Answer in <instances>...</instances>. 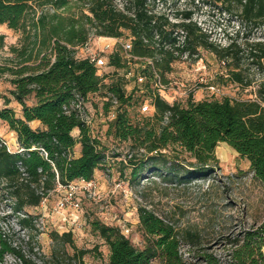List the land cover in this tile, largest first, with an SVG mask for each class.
Returning <instances> with one entry per match:
<instances>
[{"label":"trees","instance_id":"16d2710c","mask_svg":"<svg viewBox=\"0 0 264 264\" xmlns=\"http://www.w3.org/2000/svg\"><path fill=\"white\" fill-rule=\"evenodd\" d=\"M124 1V8H120L118 0H0V25L22 32L20 47L11 48L15 59L0 64V77L12 76V95L23 108V118H17L10 108L0 111V120L18 135L24 150L12 154L0 142V182L15 200L16 211L39 206L59 185L95 180L96 172L106 163L102 142L83 115L84 104L100 92L104 82L95 63L77 57V48L87 44L91 29L98 37L122 38L130 33L135 56L162 55L158 66L166 83L174 63L186 52L195 55L203 47L224 60L237 57L234 42L220 49L210 42V36L193 21L192 9L182 13L181 22L173 23L151 9L153 0ZM204 2L221 6L224 13L240 19V32L264 28V0ZM177 29L184 32L183 47L178 46ZM156 35L159 42L154 41ZM250 55L264 69V41L254 43ZM110 66L127 67L120 51L110 56ZM228 79L252 87L238 68ZM108 87L110 106L116 105L108 134L137 151L129 158L134 181L148 170L166 172L167 177L181 175V167H185L182 154L193 160L183 168L184 175H211L219 165L216 150L226 143L250 161L254 177L264 184V82L254 89L255 98L250 100L195 102L190 97L184 105L170 104L160 94H153L155 112L143 115L142 123H133L129 113L134 101L141 105L137 92L127 95L119 81L111 80ZM31 97L36 100L32 106L27 104ZM35 121L41 122L42 128H32ZM75 130L80 131L78 139L73 136ZM77 144L82 147L81 155L74 157ZM139 218L146 237L142 249L119 228L94 222V230L110 247L108 264H153L155 260L160 264H193L184 258L180 247L182 236L195 240L197 234L180 232L146 208L139 209ZM20 223L25 228L33 225L32 218H23ZM72 237V233H65L60 239L73 243ZM7 255L23 257L0 224V264ZM200 259L203 264H264V225L242 234L225 260L209 253Z\"/></svg>","mask_w":264,"mask_h":264},{"label":"rangeland","instance_id":"374dc122","mask_svg":"<svg viewBox=\"0 0 264 264\" xmlns=\"http://www.w3.org/2000/svg\"><path fill=\"white\" fill-rule=\"evenodd\" d=\"M124 3V0H118L120 8H124ZM150 7L158 15H166L173 23L181 22L182 13L192 9L193 21L210 36V42L218 49L232 42L238 46L234 60L221 59L201 47L198 53L191 55L192 59L174 63L173 72L166 78L174 83L176 91L162 93L164 100L170 104L182 102L185 105L188 97L181 95L185 90L183 85L197 89L191 95L195 102L255 98L254 89L264 82V69L251 57L250 47L264 41V28L255 31L247 28L240 32V19L224 13L221 6L206 4L204 0H153ZM176 35L184 40L181 29H177ZM90 36H95V29H91ZM124 37L128 39L130 33ZM0 38H3L0 39V64H10L9 60L15 59L11 48L20 47L22 32L0 25ZM109 42L94 40L90 47L102 48ZM118 45L106 49L105 54L119 49ZM86 56L77 48L78 58ZM235 68L243 72L246 83L251 82L252 87L229 81V75ZM108 72H111L110 77L103 82L100 92L90 96L83 109L84 117L92 120L95 135L101 140L107 155L105 165L98 170V197L94 199L89 192L82 191L77 195L81 202L80 210L59 212L57 204L66 193L58 188L39 206L18 212L15 200L1 181L0 224L14 248L23 256L7 255L4 264H108L110 247L94 230V222L119 228L134 246L142 249L146 237L140 227V208L154 212L182 233L197 234L195 240L182 236L180 250L189 262L203 264L200 258L205 253L225 260L242 234L264 225V184L254 177L250 161L228 144L221 143L216 150L219 165L211 175H184V169L193 160L188 154H182L180 158L185 167H181V175L167 177L166 172L159 174L148 170L134 181L129 158L137 151H133L130 143L116 140L108 134L109 117L115 111L108 96L111 80L119 81L126 92L134 87V83L124 77L123 70L117 72L111 68ZM203 78L219 92L200 85ZM11 80L9 74L0 77V111L10 108L17 118H23V108L12 95L14 86ZM35 103L34 97L27 100L30 106ZM139 103L134 101L129 108L133 123H142L145 118L139 113ZM30 125L34 129L42 128L37 122ZM79 135V130L73 132L75 138L78 139ZM0 138L13 148L20 146L16 133L2 120ZM81 150V145L77 144L74 157H79ZM23 218H32L33 225L23 227L20 223ZM65 233H72L73 243L60 239Z\"/></svg>","mask_w":264,"mask_h":264},{"label":"built area","instance_id":"2783aa9c","mask_svg":"<svg viewBox=\"0 0 264 264\" xmlns=\"http://www.w3.org/2000/svg\"><path fill=\"white\" fill-rule=\"evenodd\" d=\"M184 33V32H183ZM181 39V38H179ZM185 39V38H184ZM94 40L110 41L104 47L93 49L90 47L91 43ZM114 41V43H112ZM133 41L134 38L130 36L128 39L125 37L122 38H108V37H98L92 36L89 38V41L84 46L79 47L83 53H86V57L81 59H89L91 62L95 63L98 69V75L104 79V82L110 77L111 72H108V69L114 68L115 71L119 72L121 70L124 71V77L134 83V87H132L129 92H126L127 95L132 94L133 92H137L138 96L142 99L141 105L139 108V113L141 115L150 116L155 112V107L153 105V94H160L163 97L162 93L174 92L176 91V87L172 81L164 82L162 72L158 66L159 62L162 61V55L157 54L154 57H138L133 54ZM155 42L160 41V36L156 35ZM145 42L149 44V40L145 39ZM119 44V45H118ZM119 46V49L113 51L111 54L106 55V49H110ZM184 40H180L178 46L183 47ZM159 46V45H157ZM120 51L123 55V58L127 64L125 69H117L116 67L110 66V56L115 52ZM178 55V53H177ZM182 59H192V56L189 52H186L181 57ZM206 86L207 89L213 90L215 92H219L216 87L209 85L205 79L200 80V85ZM185 89L182 96L191 97V95L197 90L195 87L189 88L188 86H184ZM114 113L109 117L110 122L116 117V105ZM86 123L91 127L92 133L95 135V127L92 123V120L85 118ZM0 142L5 145L10 153H21L23 152V148L18 146L17 148H13L9 142L0 138ZM47 155V154H46ZM59 189H63L66 193L65 198H63L57 204V210L59 212L62 211H76L81 209V202L78 200L77 195L82 191L89 192L94 199H96L99 195L98 193V184L96 180L86 181V180H76L70 183L67 186L59 185ZM159 262V260H155L153 264Z\"/></svg>","mask_w":264,"mask_h":264},{"label":"crops","instance_id":"0c3cea01","mask_svg":"<svg viewBox=\"0 0 264 264\" xmlns=\"http://www.w3.org/2000/svg\"><path fill=\"white\" fill-rule=\"evenodd\" d=\"M35 122L41 124V122H39V121H35ZM41 125H42V124H41ZM75 131H76V130H75ZM16 139H18V135H17V134H16ZM95 180L99 182V172H98V171L96 172Z\"/></svg>","mask_w":264,"mask_h":264}]
</instances>
